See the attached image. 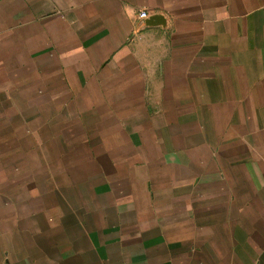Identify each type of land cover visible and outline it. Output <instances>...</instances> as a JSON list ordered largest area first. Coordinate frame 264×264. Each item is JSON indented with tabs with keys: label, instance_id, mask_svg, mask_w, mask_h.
<instances>
[{
	"label": "crops",
	"instance_id": "0c3cea01",
	"mask_svg": "<svg viewBox=\"0 0 264 264\" xmlns=\"http://www.w3.org/2000/svg\"><path fill=\"white\" fill-rule=\"evenodd\" d=\"M0 264H264V0H0Z\"/></svg>",
	"mask_w": 264,
	"mask_h": 264
},
{
	"label": "water",
	"instance_id": "95a60500",
	"mask_svg": "<svg viewBox=\"0 0 264 264\" xmlns=\"http://www.w3.org/2000/svg\"><path fill=\"white\" fill-rule=\"evenodd\" d=\"M145 20H147V21H145ZM143 21H145L144 25H146V26H156V25L161 24L160 19L158 17H151L150 19L147 17L146 19H143L140 22H143Z\"/></svg>",
	"mask_w": 264,
	"mask_h": 264
},
{
	"label": "built area",
	"instance_id": "2783aa9c",
	"mask_svg": "<svg viewBox=\"0 0 264 264\" xmlns=\"http://www.w3.org/2000/svg\"><path fill=\"white\" fill-rule=\"evenodd\" d=\"M147 17H148L147 12L144 11V10L140 11V12L137 14V18H138V19H141V20L146 19Z\"/></svg>",
	"mask_w": 264,
	"mask_h": 264
}]
</instances>
